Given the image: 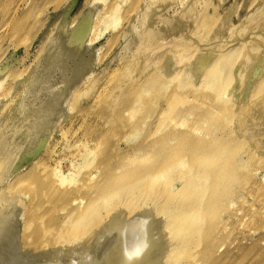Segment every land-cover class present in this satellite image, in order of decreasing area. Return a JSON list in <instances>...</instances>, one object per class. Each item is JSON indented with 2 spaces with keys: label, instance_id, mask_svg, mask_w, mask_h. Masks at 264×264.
<instances>
[{
  "label": "rangeland",
  "instance_id": "obj_1",
  "mask_svg": "<svg viewBox=\"0 0 264 264\" xmlns=\"http://www.w3.org/2000/svg\"><path fill=\"white\" fill-rule=\"evenodd\" d=\"M263 2L264 0H0V264H33V254H38L44 250L48 251L49 248L51 250V246L47 242L45 243L48 246H35V238L40 237L38 233L40 223L34 214L37 212L40 203L28 185L33 181L28 179L29 183L28 181L23 182V178L27 180L30 173L33 172V175L34 173L36 175L40 172V175L42 171L48 172L53 167L52 171L48 173L55 174L54 176L51 174L52 177L58 176L60 173L67 175L69 183V179L75 171L73 169L77 166H84L83 170H79V174H75L73 177L74 179L78 177L76 180L80 179V181L78 180L79 183L88 185V189L93 191L95 184L97 185L96 181L99 179L94 180L95 184L94 182L91 183L90 175L88 176L90 170L95 174L100 166L103 169L109 164L118 165L127 160L131 154L137 155L134 150L142 149L141 151H143V148H139L140 141L138 139L136 141L128 138L129 132H131V124L141 119V115L147 119V121L144 120L145 125L143 124L144 134H149L152 129L164 127L163 123L167 119V122L171 120V124L174 125L171 126L168 123L171 128L173 127L172 129L168 127L169 131H175L176 128L179 131H184L182 129H186L187 126L185 125L194 124L191 120V114L201 118L203 116L200 115L205 114L207 109H216L222 101H220L221 98L213 94L211 89H201L197 92L192 90L190 91L191 94L189 90H183V93L180 87V90L178 89L177 82L174 83L162 74L164 72V70L161 72L162 69L160 68L162 63L159 62V65L157 60L156 66H159L155 68L154 62L157 57H166V55L171 57L174 54L173 51H178L175 50L176 43L179 45L177 49H182L185 47V42L189 41L191 37L197 36L196 40L202 45H209L210 47L211 44H214L211 38L218 31L221 36L224 34L222 41L225 43L227 41L235 43L234 37L236 40L239 39L238 42L242 40V37L243 40H252L253 42L254 34H248L247 30V33L245 30L243 31L247 34H244L247 36H245L246 38L240 34L236 38L235 35L243 28L244 25L242 24L245 21L248 23L262 10ZM150 6H153L152 10L149 9ZM86 26H88L89 31H85L87 35L85 34L83 39V35H78L82 34ZM207 26L211 27L208 28ZM202 27L203 29L200 30L199 28ZM78 29L80 30L78 31ZM149 32L153 33V39L149 36ZM76 35L77 38H75ZM72 36L75 42L72 41ZM78 37H82L81 40ZM146 38H150L149 40L153 42L162 38L167 45L164 47H156L157 45H155L154 48L157 49L153 48V52L152 49L146 51L147 59L153 56L154 61H151L154 64L150 62L154 66L146 61L148 66L146 65L145 69L148 70L147 74L150 73L149 79L154 76L151 81L156 80H154L155 89H158L152 90L155 94L151 91V95L146 94V96L148 99L152 96L153 98L150 99L152 101L156 100L153 101L148 112L146 110L147 114L135 111L134 116H132L133 111L129 110L136 101L131 92L134 83L133 80L124 82L123 72L128 68L132 72L138 70L142 58L138 57L137 53L139 45L143 44ZM168 39L170 40L169 43ZM76 40L81 41V44L79 45ZM171 41L173 42L171 43ZM73 44L78 45L74 46ZM165 48L167 50L163 52ZM240 58L243 59V62H247L244 61L247 60L246 58L242 56ZM241 63L242 61H240ZM162 65L161 67L164 68ZM148 67L153 68V70L156 69L155 72ZM252 70L247 74L248 78L251 79L253 75L251 73L256 76V71L258 72L257 78L264 76V71L261 73L257 68L254 72ZM157 73L163 77H160L161 80H157L159 78ZM248 78L246 77V80ZM166 79L171 81V87H169V83L167 84L169 89L164 83L167 81ZM172 82L174 83L173 86L171 85ZM252 82L254 83L251 85L256 83L255 77ZM129 83L131 84L128 87L120 89L121 84ZM238 84V81L233 82V88L236 89ZM168 91L170 94L167 93ZM180 91L181 94H179ZM194 92L199 93L196 95ZM263 93L264 91L260 93L261 96L258 94L255 98L258 97L259 99ZM202 94L210 96L204 98ZM176 95L184 96V103L178 106L177 109L180 107L181 109L177 114L179 117L185 115L186 117H183L186 119H183L186 122L180 117V125L178 116L177 120L175 115L173 116L175 113L171 115L173 118L170 115H168L169 117L165 116L170 110L168 103L170 97L173 99V96ZM144 100L145 98L140 99V103L137 101L139 105L135 104L137 106L134 105L132 110L142 107ZM154 102L158 104V108ZM241 102L239 101L238 108ZM236 106L231 107V111L226 113L230 122L225 126L222 132L225 133L223 136L234 129L235 123L232 121H234L233 115L236 113H234ZM123 107L124 109H122ZM184 107L190 111L192 107V111H187ZM119 108L121 109L119 110ZM150 110L153 111V113L150 112L152 116H149ZM129 114L135 120L131 119ZM147 116L149 117L147 118ZM182 122L186 124H182ZM158 124L164 126L158 127ZM231 124L233 125L231 126ZM206 126L208 125L206 124ZM166 130L164 133H169ZM199 130L201 131V129ZM136 145L139 146L138 150ZM87 151H91L93 157L95 155L97 157L92 164L87 163L91 162L89 160L85 161L84 155L88 154ZM139 154H143V152H139ZM244 158H248V152L244 153ZM36 163H42L44 169L41 165H39L40 167L37 166ZM251 163L246 170L247 179L238 187L230 207L221 214L222 221L216 229L220 241L213 253L214 259L218 257L215 260L216 264L219 262L220 264H235V262L238 264L240 260L241 264H264V162H258L254 159ZM56 165L58 166L55 169ZM102 169L103 172L107 170L106 167ZM53 170L56 172L54 173ZM45 174L43 172L40 176ZM188 178L189 176L186 175L183 180ZM65 181L66 184L64 185L66 186L68 184L67 179ZM160 181L158 182L161 184L164 180ZM179 183L177 182L174 187L179 186ZM138 199L135 200L136 202L134 201V205L138 202L140 205H145L144 203L147 202L143 198H141V202ZM155 202L156 200L150 201L151 205ZM31 208L36 210L29 211ZM46 209L44 210L42 207L38 212L44 214ZM32 212L33 214H31ZM48 213L45 222L49 221L50 223L55 217L54 214ZM160 214V218L166 216V213L165 216ZM33 215L36 222L33 221ZM59 215L61 217V214ZM48 217L49 220H47ZM10 231L13 232L10 234ZM50 237L47 234L45 239L49 240L53 249H66L74 244L71 245L69 239L67 241L69 236H65L66 240L63 238L67 241L65 242L67 245L64 244V241H61V245L57 244L59 238L64 237L63 235L58 238L53 237L54 241L57 242L55 247L54 241ZM102 237L100 236L98 241L103 240L106 234ZM70 241L72 240L70 239ZM61 242L59 241V243ZM62 245H66V248ZM75 245H79L78 242L73 247ZM201 246L194 250V254H197L195 251L198 252L197 255L200 256V260L202 253L200 249L203 248ZM221 254L222 256H220ZM14 256L16 257L14 258ZM196 259L192 263L195 264ZM58 262L62 264L63 260ZM58 262L53 264H59ZM183 263L186 264V262ZM196 264L200 263L197 262ZM201 264L206 263L201 261Z\"/></svg>",
  "mask_w": 264,
  "mask_h": 264
},
{
  "label": "bare ground",
  "instance_id": "obj_2",
  "mask_svg": "<svg viewBox=\"0 0 264 264\" xmlns=\"http://www.w3.org/2000/svg\"><path fill=\"white\" fill-rule=\"evenodd\" d=\"M151 8H153V6H150L149 9ZM244 23L242 24L244 25L243 28H241V30L239 29L240 31L237 32L235 36L237 38L240 34L245 37L247 35V30L248 34H254L253 38L256 40L253 39V42L252 40H243V37V41L240 40V42H238L239 39L236 40L234 37L233 40L236 42L231 43L229 41L230 44H228V41V43L222 41L224 34L221 36L218 31L216 34L219 35L214 33L215 38H211L214 44H211L209 47V45H202V43L196 40L197 36H195V38L191 37L189 41H186L185 47L182 49H177L179 45L176 43L177 46L175 47L176 49H174L178 51H173L174 54L171 57L166 55V57L163 56L159 58L155 55L157 57L154 62L155 66L151 61H154V59H152L153 56L150 55L151 57L148 56L149 59H147V55L145 54L149 49H152L153 52L155 45H157L156 47L166 46L167 43L163 42V37L156 42L150 41V38H146L143 44L139 45L140 47L138 46L139 51L137 55L142 58L140 67L134 72L129 68L123 72L124 82L133 80L132 82L134 83V88H132L131 92L134 94V100L136 101H134L133 106L138 104V102L140 103V99L145 98L143 105L141 104L142 107L140 106V108L138 107L139 109L136 108L137 110H132V106L131 110H129L133 111V114L131 113L132 116H134L135 111L147 114L146 110L148 112L149 107L153 104V101L156 100L152 101L150 100L153 98L152 96V98L150 97L149 99L146 96V94H150V92L156 88L155 79L151 81L154 76L152 77L150 75L152 78L149 79L148 75L150 73L147 74L148 70L146 71L145 69V66H148V62L150 64L152 62L153 64L151 65L155 68H157V66L160 65L159 62H161L164 65L161 64L164 68L160 65L162 69L161 72L164 70L162 74L174 83L177 82L178 89L180 87L182 91L189 90L190 94L192 90L197 92L198 90L201 91V89H211L213 94L221 98L220 101L222 102L216 109H207V111L205 110L206 112L204 111L205 114H199L203 116L201 118L195 115L193 116V114L188 112L192 115V118L194 117L193 119L191 118L194 124H189L192 128L185 125L187 126L186 129H182L184 131H179L177 128L175 131H169L168 127L170 126L168 123L171 124V120L167 122L168 119L165 117L167 120H165V118L164 120L167 123L163 121L165 126L162 124L165 128L158 124V127L162 129L157 127L159 130L155 129L156 132L153 129L151 130L153 134L151 132V134H144L143 127L145 125L144 123H146L144 120L147 121L146 117L144 116L143 118V115H141V119L132 123L133 121L131 119H135L129 114L128 116L131 117L130 120L132 124L131 132H129L130 136L127 137L129 140L138 139L140 141V147L136 145V148L137 150L138 147L143 148V151H141L142 149L139 151L134 150L137 155L133 156L131 154L127 160L118 165H106L105 167L107 170H104V172L101 171L102 166L99 167V170L97 169L98 171L96 170L97 174H94L91 170L89 173V168H87L91 183L99 179L96 181L97 185L95 184L96 182H94L95 187L93 191L88 189V185L86 186L83 183H79L78 180L80 181V179L76 180L78 177H75V179L73 177L75 174H79V170H83L84 166L75 167L73 169L75 170L74 172L72 170L73 179L71 177L69 183L68 176L61 175L60 172L58 176L52 177L53 174L48 172L52 171L53 167L50 171L48 170L50 167L46 169L48 172L42 171L41 174L43 172L46 173L44 176H40V172L36 175L35 173L33 175L32 172L28 175L27 180L23 178V182L28 181V179L29 181H33L30 183L28 181V185L30 190L34 193V197H37L40 203L38 204L39 208H37V214H34L40 223V231L38 232L40 237L38 236L35 238L34 236L36 239L35 246H48L47 243L51 246V250L49 248L48 251L44 250L38 254H33V264L34 262L35 264H53L58 261L62 262V260L64 262H62V264H184L183 262L191 264L192 261L198 257V252L195 251L197 254H194V250L201 245L203 246V250L200 249L202 252L201 260L199 256V261L196 259L195 262L201 264L202 261L206 264H216L215 260H217L218 257L214 259L213 253L220 241L216 229L222 221L221 214L225 209L230 207L232 198L234 194L237 193L238 187L247 179L246 170L252 164L251 162L254 159L258 162H264V93L259 99L258 97L255 98V96L264 91V76H259V78H257L258 72L255 70V68H257L260 70L259 72L264 71V7L257 15L248 21V23ZM225 24L227 23L225 22ZM87 27L88 26H86L87 30L81 31L82 34L80 32L81 35H77H83L84 39V35H87L85 31H89ZM199 29L201 30L203 27ZM79 30L80 29H78V31ZM244 30L246 33H243ZM150 32L152 31L150 30ZM150 32L149 36L152 37L153 33L151 34ZM77 35L74 37L77 38ZM81 38L78 37L80 40ZM72 41H74V38ZM169 41L168 39V43ZM80 42L77 41L79 45L81 44ZM172 42L173 41H171V43ZM73 45L77 46L78 44ZM156 47L154 49H157ZM166 50L167 48H165L163 52ZM241 56L247 59L244 60L247 61V64L243 62V59L240 58ZM157 60L159 65L156 66ZM240 61H242V65ZM243 63L245 64L243 65ZM175 69L178 71L176 72ZM252 69L256 71L257 75L255 76L254 73H251L253 75L250 79L247 74H249ZM150 70H153V68ZM155 70L153 71L155 72ZM254 70H252V72H254ZM158 75L159 78H157V80L162 77L160 74ZM253 76L256 78V83L251 85V83H254L252 82L254 79ZM246 77L248 80H246ZM166 80L167 83L164 82L165 86L169 83V87H171V81L169 82L168 79ZM236 81H238L239 84L235 89L233 88V82ZM173 82L171 84L172 86L174 84ZM131 83L121 84L120 89L128 87ZM169 87L167 89H169ZM156 90L158 89H155V91ZM152 93L154 92L152 91ZM167 93L170 94L169 91ZM179 94H181V91ZM202 96L206 98L210 95L202 94ZM183 97L184 96L177 95L175 97L173 96V99L170 97V102H168L170 104V110L166 113L167 115H165L171 116L175 113L173 116L175 115L174 117L176 120L179 118V125L180 117H182L181 120L183 121L186 119L185 115H183L185 117H179V114H177L181 109V107L177 109L178 106L184 103ZM239 101H242L241 103L243 104L240 105V103L238 108ZM154 105H156V107L158 106L155 102ZM235 105H237L236 107L239 110L237 112V108L235 107L234 113H236L233 115L234 121H232L235 123H233L235 125L233 126L234 129L230 131L229 134H226V136H223L225 133L223 134L222 132L225 126L230 122L229 116L226 115V113L231 111V107ZM124 107L122 109H124ZM120 109L121 108H119V110ZM151 111L152 110H150L149 113ZM187 111L190 110L187 109ZM187 111L185 112L186 114ZM182 112H180V114H182ZM152 113L148 115L152 116ZM119 115H121V113H119ZM149 116H147V118ZM184 122H186V120ZM201 122H203V124H201ZM182 124L186 123L182 122ZM206 124L208 126H206ZM233 124H231V126ZM172 125L173 123L171 126ZM188 127L190 129H187ZM199 129H201V131ZM165 130L167 132L169 131V133H164ZM137 144L139 143L137 142ZM90 152L85 154L84 158L85 161H91L87 163L92 164L97 157L96 155L93 157L92 152ZM139 152H143V154L138 155ZM245 152H248L247 159L244 158ZM41 164L39 163L37 166ZM42 165L41 167L43 168ZM57 166L58 165L54 168L56 169ZM105 167H103V169ZM95 168L98 167L95 166ZM53 172L55 173L56 171L53 170ZM186 175H188L189 178L186 179L187 181H184L183 179ZM66 179L68 184L65 186ZM162 179L164 181L160 184L159 182H161L160 180ZM177 182H180V185L174 187ZM141 198H143L145 202L147 200V202L144 203L145 205H140L139 202L134 205V201L138 199L141 202ZM148 200H156L157 203L155 202L151 205ZM31 201H34V199H31ZM137 205L139 206L138 208ZM42 207L44 210L47 208L44 214L38 212ZM32 209L33 208L29 209V211ZM47 211L52 213V215L54 214L55 217H53V221V218L51 219L52 222L50 223L49 221L45 222L46 216L49 214ZM163 212L166 213V216ZM160 213L164 214L165 217L160 218ZM31 214H33V212ZM59 214H61V217ZM34 215L33 221L36 219H34ZM49 217L47 220H49ZM30 221L32 222V220ZM101 222H103L102 225ZM25 228L27 229L28 227ZM37 230H39V228ZM12 232L13 231H10L9 233L11 234ZM47 234L51 236V240L53 237L58 238L64 235V237L59 238L60 240L56 238L58 243L53 239L55 247L57 244L61 245L63 241L64 244H66L65 242H67L68 239L71 245L73 243L77 244V242L79 245L73 247V244L72 247L66 248V244L62 245L66 249H53V245H50L51 243L49 240L45 239ZM105 234L106 237L103 238ZM71 235H74L73 238ZM65 236H69L67 241H65ZM84 236L85 239H83ZM100 236H103V240L98 241ZM63 238H65V240H63ZM70 239L72 241H70ZM59 241L62 242L59 243ZM81 241L83 242L81 243ZM69 243L68 246H70ZM220 256H222V254ZM15 257L16 256H14V258ZM226 259L228 260V257ZM240 262L241 260L238 264H241ZM236 263L237 262H235V264Z\"/></svg>",
  "mask_w": 264,
  "mask_h": 264
}]
</instances>
